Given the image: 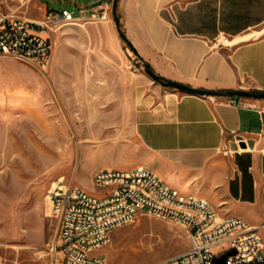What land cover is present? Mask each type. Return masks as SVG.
Segmentation results:
<instances>
[{
	"label": "rangeland",
	"instance_id": "obj_1",
	"mask_svg": "<svg viewBox=\"0 0 264 264\" xmlns=\"http://www.w3.org/2000/svg\"><path fill=\"white\" fill-rule=\"evenodd\" d=\"M109 1L12 3L18 14L42 19L64 9L90 17L92 8ZM109 13V23L76 19L56 27L45 68L33 71L0 55V264H51L57 221L49 215L48 195L54 183L100 197L104 188L95 184L96 172L130 170L139 160L126 149L133 137L132 106L136 90L150 93L152 82ZM24 89L28 94L19 95ZM259 234L264 242V227ZM190 248L183 226L140 216L115 230L95 254L105 264H153Z\"/></svg>",
	"mask_w": 264,
	"mask_h": 264
},
{
	"label": "crops",
	"instance_id": "obj_2",
	"mask_svg": "<svg viewBox=\"0 0 264 264\" xmlns=\"http://www.w3.org/2000/svg\"><path fill=\"white\" fill-rule=\"evenodd\" d=\"M12 1L0 0V13L17 12ZM112 3L76 19L109 23ZM102 9L106 20L99 19ZM116 14L137 61L159 77L204 90L264 93V0H118ZM223 37L228 45L220 44ZM148 79L152 91L134 95L126 149L139 160L130 168L152 170L169 187L207 201L219 218L243 219L259 233L264 98H242L236 107L232 97L193 95Z\"/></svg>",
	"mask_w": 264,
	"mask_h": 264
},
{
	"label": "built area",
	"instance_id": "obj_3",
	"mask_svg": "<svg viewBox=\"0 0 264 264\" xmlns=\"http://www.w3.org/2000/svg\"><path fill=\"white\" fill-rule=\"evenodd\" d=\"M106 20V9L100 10ZM76 20L73 12L48 11L42 19H31L14 11L0 13V55L36 67L46 66L52 55L50 34L56 27ZM228 45L229 39H220ZM229 104L243 106V99L232 97ZM264 123V110H258ZM104 188L99 202L90 192L74 193V185L55 184L48 197L49 215L57 221L49 243L51 264H105L95 251L108 246L112 233L133 224L140 216L155 217L183 226L191 248L153 264H214L231 250L227 264H264V248H257L256 230L243 219L225 221L207 202L180 200L163 187L155 174L142 167L109 170L93 178ZM114 191V198H107Z\"/></svg>",
	"mask_w": 264,
	"mask_h": 264
},
{
	"label": "water",
	"instance_id": "obj_4",
	"mask_svg": "<svg viewBox=\"0 0 264 264\" xmlns=\"http://www.w3.org/2000/svg\"><path fill=\"white\" fill-rule=\"evenodd\" d=\"M118 0H113L112 4V13L114 16V20L118 29V32L120 34V37L125 41V43L132 49L130 43L127 41L126 37L122 33L120 29L119 19L116 14V6H117ZM134 52V50L132 49ZM135 53V52H134ZM144 66V72L148 77H150L154 82L159 83L165 88H171L176 89L181 92L198 95V96H217V97H236V98H252V99H262L264 98V93H254V92H248V91H239V90H229V91H212V90H204V89H198L194 87H190L188 85L178 83L171 80L161 79L158 75H156L151 69L147 62L143 61ZM235 253V250H231L224 254L221 257H216L214 259V264H227V258L230 255H233Z\"/></svg>",
	"mask_w": 264,
	"mask_h": 264
},
{
	"label": "bare ground",
	"instance_id": "obj_5",
	"mask_svg": "<svg viewBox=\"0 0 264 264\" xmlns=\"http://www.w3.org/2000/svg\"><path fill=\"white\" fill-rule=\"evenodd\" d=\"M106 19H108V13L106 11ZM71 22V21H70ZM69 24V23H68ZM72 25V24H70ZM247 39V38H246ZM144 171H149L154 173L152 170L150 169H146V168H142ZM108 174V171H100L98 172V175H106ZM155 174V173H154ZM96 175V174H95ZM156 180H158V182L161 183V185L163 187H167V188H171L169 187L166 183H164L159 177L158 175L155 174ZM95 178V176H94ZM55 184H62V181H57ZM74 193H84V190H82L81 188H77L74 186ZM171 195H175L178 196V198H180V200H188V201H198V202H205L204 200L197 198L195 196L192 195H184L183 193L179 192L176 189L171 188ZM50 196V192L48 197ZM107 198H114V191H107ZM91 201L92 202H99L100 201V197L94 196L91 194ZM222 219V218H221ZM225 221H233L234 217H228V218H223ZM256 238L257 240V248H264V242L262 237L259 235L258 232H256Z\"/></svg>",
	"mask_w": 264,
	"mask_h": 264
},
{
	"label": "trees",
	"instance_id": "obj_6",
	"mask_svg": "<svg viewBox=\"0 0 264 264\" xmlns=\"http://www.w3.org/2000/svg\"><path fill=\"white\" fill-rule=\"evenodd\" d=\"M161 79H163L162 77H160Z\"/></svg>",
	"mask_w": 264,
	"mask_h": 264
}]
</instances>
